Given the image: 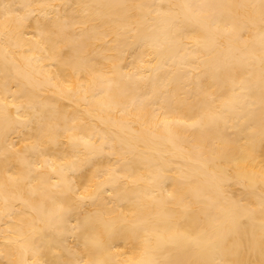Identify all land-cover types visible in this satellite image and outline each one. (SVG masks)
<instances>
[{"label": "bare ground", "instance_id": "6f19581e", "mask_svg": "<svg viewBox=\"0 0 264 264\" xmlns=\"http://www.w3.org/2000/svg\"><path fill=\"white\" fill-rule=\"evenodd\" d=\"M0 264H264V0H0Z\"/></svg>", "mask_w": 264, "mask_h": 264}]
</instances>
